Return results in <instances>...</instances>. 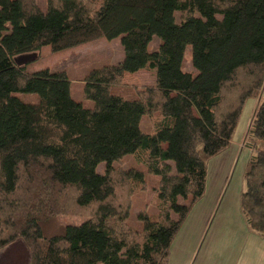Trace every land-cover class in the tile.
<instances>
[{"label": "trees", "instance_id": "1", "mask_svg": "<svg viewBox=\"0 0 264 264\" xmlns=\"http://www.w3.org/2000/svg\"><path fill=\"white\" fill-rule=\"evenodd\" d=\"M99 38H119L123 58L84 76L91 109L71 98L64 71L27 73L37 58L17 63ZM187 47L195 74L183 69ZM141 70L154 86L133 100L113 93ZM263 84L264 0H0V251L22 241L30 264H167L204 194L207 162L231 146ZM245 146L240 206L264 236V96ZM126 155L159 178L157 216L140 211L139 230L127 219L148 186L141 171L113 165Z\"/></svg>", "mask_w": 264, "mask_h": 264}, {"label": "rangeland", "instance_id": "2", "mask_svg": "<svg viewBox=\"0 0 264 264\" xmlns=\"http://www.w3.org/2000/svg\"><path fill=\"white\" fill-rule=\"evenodd\" d=\"M157 46L158 39L154 37L149 46L150 51L156 50ZM35 56L37 60L26 65L27 73L42 69L50 72L64 71L70 81L71 98L91 109L93 103L84 101L82 97L84 76L93 69L118 63L123 57V50L119 38L112 41L99 38L58 52L44 47ZM183 57V69L195 74L190 63V47L186 48ZM154 80V73L146 70L126 74L122 84L114 88L113 93L133 100L138 91L154 86ZM23 96L25 101L36 100L35 96ZM263 96L264 84L258 99L245 103L232 145L207 162L204 194L191 206L175 234L167 264H264V236L249 228L240 206L241 194L245 190L243 172L249 155L245 136L256 106ZM139 127L142 132L150 133L152 119L142 116ZM113 165L133 168L144 175L148 189L133 196L127 219L129 225L139 230L141 223L137 215L140 211L145 210L152 220L157 216L158 199L152 188L158 184L159 178L149 174L134 155H126ZM103 168L101 164L98 170ZM61 222L78 225L83 219L63 217Z\"/></svg>", "mask_w": 264, "mask_h": 264}, {"label": "crops", "instance_id": "3", "mask_svg": "<svg viewBox=\"0 0 264 264\" xmlns=\"http://www.w3.org/2000/svg\"><path fill=\"white\" fill-rule=\"evenodd\" d=\"M249 126L250 123L248 124V128ZM238 146L240 145L238 144ZM246 150L248 149L246 148ZM0 264H30V254L25 244L22 241H17L14 244L8 246L7 248L1 250Z\"/></svg>", "mask_w": 264, "mask_h": 264}, {"label": "water", "instance_id": "4", "mask_svg": "<svg viewBox=\"0 0 264 264\" xmlns=\"http://www.w3.org/2000/svg\"><path fill=\"white\" fill-rule=\"evenodd\" d=\"M31 59H32V60L36 59L35 54H33V55H31V56H21L20 58L17 59V63H18L19 65L26 64V63L29 62Z\"/></svg>", "mask_w": 264, "mask_h": 264}]
</instances>
